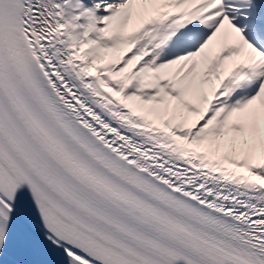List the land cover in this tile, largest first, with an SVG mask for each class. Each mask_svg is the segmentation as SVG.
<instances>
[{
    "label": "snow or ice",
    "instance_id": "obj_1",
    "mask_svg": "<svg viewBox=\"0 0 264 264\" xmlns=\"http://www.w3.org/2000/svg\"><path fill=\"white\" fill-rule=\"evenodd\" d=\"M0 264H264V0H0Z\"/></svg>",
    "mask_w": 264,
    "mask_h": 264
}]
</instances>
